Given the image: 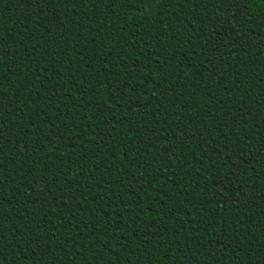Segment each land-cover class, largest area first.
Here are the masks:
<instances>
[{
    "label": "trees",
    "instance_id": "obj_1",
    "mask_svg": "<svg viewBox=\"0 0 264 264\" xmlns=\"http://www.w3.org/2000/svg\"><path fill=\"white\" fill-rule=\"evenodd\" d=\"M0 264H264V0H0Z\"/></svg>",
    "mask_w": 264,
    "mask_h": 264
}]
</instances>
